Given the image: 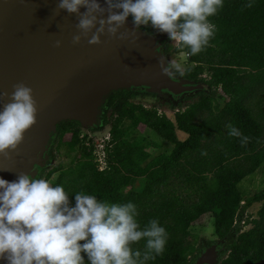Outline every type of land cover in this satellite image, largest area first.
<instances>
[{"label":"trees","instance_id":"trees-1","mask_svg":"<svg viewBox=\"0 0 264 264\" xmlns=\"http://www.w3.org/2000/svg\"><path fill=\"white\" fill-rule=\"evenodd\" d=\"M246 3L224 0L223 9L210 18L216 31L209 46L188 56L183 74L175 73L208 91L191 92L196 100L180 108L172 120L132 103L133 90L108 96L104 107L110 114L103 108L99 119L102 126H110L102 169L77 122L56 126L59 144L78 159L75 156V165L66 170L49 171L47 178L60 171L51 185L63 186L73 204L79 191L109 203L132 202L141 228L158 219L167 242L147 264H194L203 245L188 241L190 228L207 214L216 239L205 244L221 247L215 264H264V187L252 195L239 189L240 182L264 164V0L241 10ZM169 51L181 53L178 46H166L164 53ZM221 103L222 109L214 114L213 105ZM229 124L250 138L246 146L229 135ZM139 125L157 134L162 143L139 133ZM177 130L187 136L184 141L177 139ZM172 179L178 180L179 188L169 187ZM181 186L186 195L178 192ZM254 204H261L258 219L243 231L249 222L243 221L244 211ZM144 243L133 248L143 251ZM81 255L89 264L87 255Z\"/></svg>","mask_w":264,"mask_h":264},{"label":"clouds","instance_id":"clouds-1","mask_svg":"<svg viewBox=\"0 0 264 264\" xmlns=\"http://www.w3.org/2000/svg\"><path fill=\"white\" fill-rule=\"evenodd\" d=\"M254 2L248 0L241 10L252 8ZM223 7L224 0H57L53 14L77 18L74 46L83 40L100 46L101 37L135 45L139 30L150 26L175 42L182 55L195 56L214 38L216 26L210 18ZM129 20L131 30L126 27ZM54 47H61V41ZM159 65L165 76L183 74L180 64L162 58ZM3 95L8 102L0 110V156L11 160L25 133L37 123L38 106L24 83L13 85L10 96ZM227 127L242 147L250 141L238 128ZM16 175L14 181L0 178V261L5 264H85L81 253L89 264H147L164 251L165 228L158 219L141 228L132 202L109 203L79 191L73 204L63 186L25 172ZM141 241L143 251L134 249Z\"/></svg>","mask_w":264,"mask_h":264},{"label":"water","instance_id":"water-1","mask_svg":"<svg viewBox=\"0 0 264 264\" xmlns=\"http://www.w3.org/2000/svg\"><path fill=\"white\" fill-rule=\"evenodd\" d=\"M56 4L57 0H0V110L8 102L3 94L10 96L17 83L32 89L38 106L37 123L25 133L17 153L11 160L0 156V178L7 181L16 180L17 172L36 177L47 162L57 124L74 121L96 127L100 108L114 91L179 95L202 87L175 74H162L163 37L140 31L135 45L101 37L100 46H90L86 40L74 46L77 18L65 12L54 15ZM126 27L131 30L130 20ZM56 40L61 47H54ZM220 249L218 244L206 248L194 264H215Z\"/></svg>","mask_w":264,"mask_h":264},{"label":"rangeland","instance_id":"rangeland-1","mask_svg":"<svg viewBox=\"0 0 264 264\" xmlns=\"http://www.w3.org/2000/svg\"><path fill=\"white\" fill-rule=\"evenodd\" d=\"M139 31L143 32L144 35L149 36V37H163V40H162L163 45L161 43L162 51H161V48H160V51L166 57V62H169L171 64H180L182 66V71L189 65L188 56L182 55L181 53L176 54L172 51H169L166 54L163 53V49H165L166 46H170L172 48L177 46L175 42L170 41L168 39L166 34H157L151 29L150 26L142 27ZM200 90L208 91V87L202 85ZM190 93L191 92H184L179 95L171 96L163 92L160 94H152L147 91H143V90L141 91L140 89H133L131 102L134 104H140L147 109L156 110L158 114H163L167 118L172 120L174 113H176L180 108L184 109L187 105H189L194 100H196V97H192ZM105 102L106 100L103 102V105L101 106L100 111L101 109L105 108L104 107ZM222 106H223V103L219 105H213L214 114L219 113V111L222 109ZM104 110L108 114H110L109 108H105ZM253 111L254 112L257 111V109L254 108V106H253ZM99 119H100V116H99ZM78 125L81 129L80 135L87 137L88 140H91L90 147L93 146L94 149L98 150L97 148L100 145L104 146L105 148L106 144H108L107 141H109L110 139L109 124L102 126V122L99 120L96 127L94 128L87 127L88 130L82 127L80 123H78ZM137 131L145 135L151 141H154L158 144L162 143V139L154 132L148 131L144 125H139L137 128ZM57 134L58 133L56 132V130L51 134V138H50L49 146H48V153H47L48 159H47V162L43 163V165L45 164V173L38 175V179L43 178L47 180L50 184H52V181L58 177L60 171L54 172L50 176V178H47V173L55 169L56 167H60V169L62 170H66L69 167H73L76 161L72 162V160L75 156L77 157V155L73 152L68 153L64 145L59 144ZM69 137L70 135L67 134L65 136V140H68ZM176 137L179 141H184L187 138V136L184 133L178 130L176 131ZM240 165H244V164L241 163ZM140 181L141 180H138L135 185L137 186ZM176 182L179 183L177 179H172L171 183L173 184L169 185V187L175 186L179 188L178 187L179 184L176 185ZM263 187H264V164L258 170H256V172L253 175L245 178L239 184L240 191L243 192L245 195H252L253 193L261 190V188ZM167 189H170V188H167ZM183 189H184L183 186H181L178 192H180V194L182 195H186ZM260 208H261V204H254L244 211L243 221L248 220L249 222L248 224L243 226V231H246L252 227V224L250 221L258 219V212ZM190 232H191V235L188 238V241L192 243L194 246H198L199 244H202L203 245L202 253H203L206 248L210 247L206 245L205 242L215 241L216 239L214 235L213 221H212L211 215L207 214L203 216L195 224H193V226L190 228Z\"/></svg>","mask_w":264,"mask_h":264},{"label":"built area","instance_id":"built-area-1","mask_svg":"<svg viewBox=\"0 0 264 264\" xmlns=\"http://www.w3.org/2000/svg\"><path fill=\"white\" fill-rule=\"evenodd\" d=\"M103 147L102 145H100L97 149L99 150V152L97 153V161L99 162L100 165V169H102L105 165L104 161H105V156H104V151H103Z\"/></svg>","mask_w":264,"mask_h":264},{"label":"flooded vegetation","instance_id":"flooded-vegetation-1","mask_svg":"<svg viewBox=\"0 0 264 264\" xmlns=\"http://www.w3.org/2000/svg\"><path fill=\"white\" fill-rule=\"evenodd\" d=\"M162 45H163V43H162ZM164 50L165 49H163V53H164ZM161 51H162V46H161ZM167 52H165V54H166ZM83 127V126H82ZM85 128V127H84ZM86 130H88V128H86ZM87 140V137H86V139H85V141ZM43 173H45V164L41 167V168H39V170L37 171V175H36V177L35 178H38V175L39 174H43Z\"/></svg>","mask_w":264,"mask_h":264}]
</instances>
